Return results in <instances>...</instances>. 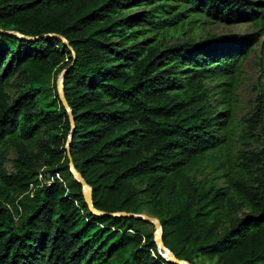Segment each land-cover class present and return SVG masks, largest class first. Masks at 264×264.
<instances>
[{
	"label": "trees",
	"instance_id": "obj_1",
	"mask_svg": "<svg viewBox=\"0 0 264 264\" xmlns=\"http://www.w3.org/2000/svg\"><path fill=\"white\" fill-rule=\"evenodd\" d=\"M0 29V264H177L151 222L89 211L70 132L96 209L156 216L192 264H264V83L240 121L257 148L234 123L250 52L264 74V0H0Z\"/></svg>",
	"mask_w": 264,
	"mask_h": 264
},
{
	"label": "rangeland",
	"instance_id": "obj_2",
	"mask_svg": "<svg viewBox=\"0 0 264 264\" xmlns=\"http://www.w3.org/2000/svg\"><path fill=\"white\" fill-rule=\"evenodd\" d=\"M252 30L253 28L249 27L247 23L229 25L212 22L208 25V31L211 33H244ZM254 47L257 48L258 44H255ZM256 57L257 56L254 51L247 55L241 64L240 72L237 78V106L234 116V123L237 124L235 137L238 141V147L247 150L257 148V134H255V131H247L245 123L243 121L240 122L241 117L245 115L247 116L252 112L254 100L261 92V84L264 83V74L258 69ZM262 95L264 96V92ZM15 155V151L9 149L8 161L6 163L8 170H11L12 168L11 160L15 157ZM147 228H149V226H147ZM214 262L215 258H209L207 256H201L195 259V264H214Z\"/></svg>",
	"mask_w": 264,
	"mask_h": 264
},
{
	"label": "water",
	"instance_id": "obj_3",
	"mask_svg": "<svg viewBox=\"0 0 264 264\" xmlns=\"http://www.w3.org/2000/svg\"><path fill=\"white\" fill-rule=\"evenodd\" d=\"M0 31H2V30L0 29ZM4 32L8 33V34H15V35H17L19 37H24V38H31V39L34 38V37H31V36L23 35L22 33L18 32V31H15V30H4ZM55 35L62 40L64 45L69 47L72 56H74L75 52H74L73 48L69 45V42L67 41V39H65V37H63L60 34H55ZM67 69H68V66L63 68L61 73L59 74V77L57 79V93H58V96H59V99H60L62 105L64 106V108L66 109V111L68 113L69 121H70V124H71V129H73L74 128V117H73L72 111L70 109L69 104L66 101V98H65L64 92H63V77H64V74L67 71ZM70 138H71V132L68 135L67 141H66V144H65V149H66L67 156H68L69 171L74 176V178L80 183L81 190H82V195H83L84 201H85L89 211L91 213H97V214H108V215H112V216L134 217L136 219H140V220H143V221H146V222H151L153 224V226H154V232H153L154 240L158 244L159 249L163 250V252H164L163 255L166 258L172 260L173 262H175L177 264H192L191 262H189V261H187L185 259L177 258L173 254V252L164 244V242L162 240L161 225H160L159 219L156 216L150 215V214L145 213V212L135 213V212H127V211H116V212H108L107 213V212H104L102 210L96 209L93 206L91 187L85 181V179L83 178L81 173L74 167L73 160H72V158L70 156V147H69Z\"/></svg>",
	"mask_w": 264,
	"mask_h": 264
},
{
	"label": "built area",
	"instance_id": "obj_4",
	"mask_svg": "<svg viewBox=\"0 0 264 264\" xmlns=\"http://www.w3.org/2000/svg\"><path fill=\"white\" fill-rule=\"evenodd\" d=\"M39 177L42 178V172L39 173Z\"/></svg>",
	"mask_w": 264,
	"mask_h": 264
}]
</instances>
